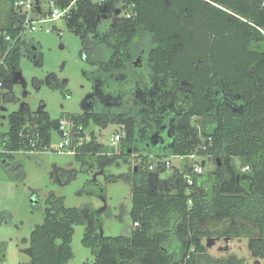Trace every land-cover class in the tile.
Segmentation results:
<instances>
[{
	"label": "trees",
	"instance_id": "16d2710c",
	"mask_svg": "<svg viewBox=\"0 0 264 264\" xmlns=\"http://www.w3.org/2000/svg\"><path fill=\"white\" fill-rule=\"evenodd\" d=\"M51 1L62 9L75 6L68 28L84 40L94 32L100 16H109L116 10L117 1L126 16L118 18L101 43L130 38L143 27L158 34L161 48L156 62L162 75L163 95L162 115L157 120L160 127L169 120L174 122L168 136L155 131L154 123L145 124L146 120L131 116L85 112L53 119L45 108L33 114L28 107L10 114V130L1 135L0 142L8 155L49 149L60 120L67 118L74 121L79 138H86L85 132L93 125L125 126L120 156H98L101 169L118 158L129 162L134 156L139 161L128 177L133 227L127 235L104 236L99 232L100 212L67 208L63 197L52 194L43 224L31 234V260L26 264H69L74 258L75 227L83 225L87 229L82 244L94 256V262L84 264H246L245 259L234 255L211 257L203 240L207 239L210 246L219 238H247L252 256L264 259V0ZM15 19L17 23L13 22L0 39L3 88H10L13 74L21 70L20 34L24 28L22 18ZM7 37L11 40L7 41ZM86 50L87 47L82 56L91 62ZM38 60L37 66H42L41 53ZM118 63L121 64L115 63L114 67L120 65L121 69L123 61ZM90 79L94 82V75ZM182 84L185 94L174 96L167 92ZM48 85L66 88L58 80ZM222 86L230 94L227 101L216 95ZM197 118L202 119L200 130L193 127ZM88 135L90 141L76 148L80 160L94 157L101 148L96 133ZM170 136L172 143L161 147L162 138ZM192 153L214 157L215 162L220 159L222 167L215 174L194 175L192 186L185 178L193 174L189 167L163 186L164 181L149 170L151 156ZM234 158H241L243 169L249 167V171H238L232 163ZM21 175L24 178L23 171ZM54 175L62 184L76 177L75 172L63 170H56ZM107 180L118 181L115 176ZM82 193L105 200L106 188L97 180L88 181ZM4 259L5 247L0 246V261Z\"/></svg>",
	"mask_w": 264,
	"mask_h": 264
},
{
	"label": "rangeland",
	"instance_id": "374dc122",
	"mask_svg": "<svg viewBox=\"0 0 264 264\" xmlns=\"http://www.w3.org/2000/svg\"><path fill=\"white\" fill-rule=\"evenodd\" d=\"M32 1L34 12L31 17L38 21L37 29L36 31H32L31 27L24 29L20 34L21 44L23 47L29 43L38 45L43 65L37 66L31 58L23 54L21 70L13 74L11 87L0 89V142L1 135L10 130V114L21 112L25 107L33 114L45 108L53 119H59L64 114H82L85 99L94 92L90 77L96 75L97 71L95 64L82 56V51L89 43L100 42L127 13L117 1L116 10L109 16H100L94 32L87 34V39L84 40L68 28V20L73 18L75 6L70 9L69 16L42 23L39 21L46 19L52 1ZM17 16V12L12 11V0H0V39L6 36L7 28L14 24ZM113 40L122 46V39ZM53 77L60 84L66 85L65 90L48 86L49 81H55ZM37 84L40 85L39 88L36 87ZM193 127L202 129V119H195ZM91 131L96 133L101 148L94 157L88 156L84 160H80L77 155L60 153L58 149L60 137L55 132L50 148L44 151H19L8 155V152L0 147V246L5 247V259L0 261V264L30 262L31 234L37 226L43 224L47 200L52 194L59 198L63 197L67 208H92L100 212L102 228L99 232L104 236H124L133 227L132 187L128 177L132 175V169L139 161L130 158L129 162H125L124 159L118 158L112 165L101 169L97 162L98 156L105 155L110 158L120 156L122 143L111 146V137L117 132L123 134V126L111 123L105 128H100L93 125ZM165 158L171 162L172 167L165 171H160L157 167L153 171L159 180L164 181L162 186L170 184L177 172L183 174L187 167L194 165L191 160L172 157L151 156L149 162L158 164L164 162ZM202 161H205L204 174L218 172L214 157L206 155ZM232 163L238 171L243 170L241 158H234ZM56 170L75 172L76 177L69 183L62 184L54 175ZM22 171L24 178L21 175ZM111 176L117 177L118 181L109 182L107 179ZM93 180H97L106 188L105 200L82 193L85 184ZM86 229L87 225L75 227L72 242L74 258L69 264L94 262L91 250L82 244ZM203 244L213 258L221 259L234 255L245 259L246 264L257 262L264 264V259L257 260L252 256L247 238L230 241L219 238L210 246L207 239H204Z\"/></svg>",
	"mask_w": 264,
	"mask_h": 264
},
{
	"label": "flooded vegetation",
	"instance_id": "af4514ba",
	"mask_svg": "<svg viewBox=\"0 0 264 264\" xmlns=\"http://www.w3.org/2000/svg\"><path fill=\"white\" fill-rule=\"evenodd\" d=\"M115 26L116 24L113 29ZM121 41L122 46L117 45L116 40H112L111 44L92 42L87 46V55L91 63L97 67V71L94 75V92L85 99L82 113L92 112L109 117H137L146 120L145 124L154 123L155 131L159 130L160 134L165 133L169 136L174 121L169 120L160 127V121L157 120V117L162 115L163 95L162 75L156 62L161 48L160 37L143 27L135 30L130 38ZM21 49L27 57L33 59L35 56L39 59L40 50L35 43H29L24 47L21 44ZM119 61H123L121 69L120 65L118 68L114 67L115 63L121 64ZM110 88L113 89L109 91ZM167 92L175 96L180 92L185 94L186 90L182 84L176 90L172 88ZM216 95L222 97L224 101L230 99V94L223 86L217 90ZM170 143L171 136L159 144L164 147Z\"/></svg>",
	"mask_w": 264,
	"mask_h": 264
},
{
	"label": "built area",
	"instance_id": "2783aa9c",
	"mask_svg": "<svg viewBox=\"0 0 264 264\" xmlns=\"http://www.w3.org/2000/svg\"><path fill=\"white\" fill-rule=\"evenodd\" d=\"M73 4L65 9H62L58 6H56L53 2L51 4V9L49 14L47 15L46 19H42L39 22L45 23L48 21H55L57 19L65 18L69 16L70 9L72 8ZM13 10L14 12H17L18 18H22V26L24 29L27 27H31L32 31H36V23L38 21H34L31 17V14L34 12V3L32 0H13ZM11 39L7 37V41H10ZM12 46V44H11ZM1 57H0V63H1ZM3 88V83L0 80V89ZM123 126V134L120 132H117L116 134L112 135L111 137V146H115L117 144H120L123 139L126 136V128ZM91 132V129L85 132L87 134L86 138H79L75 131V123L73 120L64 118L60 120L59 124V131L58 135L60 137V143L58 144V149L60 153H67L70 155H77L78 151L76 148L82 146L85 142L90 141V136L88 135ZM77 137V138H76ZM99 144V143H98ZM207 148H203V150H206ZM206 155H200L198 153H192L188 156H160V157H172L177 158L179 160H191L194 162L193 166H189L193 170L192 175L185 176L186 183L189 186H192L194 184V175H203L205 173V166L202 164L205 163V161H202V158ZM134 159V156H132ZM157 167L160 169V171H165L167 169H170L172 167V164L170 161H167V159H164V162L162 163H154L152 162L149 166L150 171H155ZM186 170V169H185ZM244 172L249 171V167H245L243 169ZM135 226H138L136 224Z\"/></svg>",
	"mask_w": 264,
	"mask_h": 264
},
{
	"label": "water",
	"instance_id": "95a60500",
	"mask_svg": "<svg viewBox=\"0 0 264 264\" xmlns=\"http://www.w3.org/2000/svg\"><path fill=\"white\" fill-rule=\"evenodd\" d=\"M32 60H33V62H34L36 65L39 64V60L36 59L35 56L33 57ZM164 134H165V133H164ZM168 134H169V133H168ZM153 138H155V136H154ZM162 139L165 140L164 137H163ZM130 153H131V152H130ZM159 156H161V155H159ZM216 164H217L218 168L222 167V164H221V162H220V159H216ZM202 165L205 166V163H203ZM70 180H71V178H69L68 181H70Z\"/></svg>",
	"mask_w": 264,
	"mask_h": 264
},
{
	"label": "crops",
	"instance_id": "0c3cea01",
	"mask_svg": "<svg viewBox=\"0 0 264 264\" xmlns=\"http://www.w3.org/2000/svg\"><path fill=\"white\" fill-rule=\"evenodd\" d=\"M90 129H91V128H90ZM122 142H123V141H122ZM122 142H121V143H122ZM121 147H122V145H121ZM121 149H122V148H121Z\"/></svg>",
	"mask_w": 264,
	"mask_h": 264
}]
</instances>
